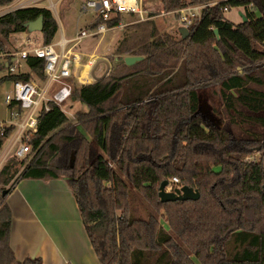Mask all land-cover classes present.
I'll use <instances>...</instances> for the list:
<instances>
[{"label":"trees","instance_id":"16d2710c","mask_svg":"<svg viewBox=\"0 0 264 264\" xmlns=\"http://www.w3.org/2000/svg\"><path fill=\"white\" fill-rule=\"evenodd\" d=\"M162 5L168 13L205 7L186 38L162 32L153 18L124 27L107 77L71 80L75 122L51 103L30 135L28 157L10 159L0 171V264H43L16 259L7 197L20 180L61 178L69 181L101 264H264V0ZM232 8H242L247 21L227 20ZM39 18L43 43H55L59 25L48 8L1 16L0 34L8 40ZM129 56L143 60L129 66ZM28 64L45 79L43 60ZM208 91L221 100L211 110L216 122L203 108ZM256 151L259 161L246 160ZM175 177L199 190L200 199L161 202V183Z\"/></svg>","mask_w":264,"mask_h":264},{"label":"built area","instance_id":"2783aa9c","mask_svg":"<svg viewBox=\"0 0 264 264\" xmlns=\"http://www.w3.org/2000/svg\"><path fill=\"white\" fill-rule=\"evenodd\" d=\"M217 3L213 2L211 5ZM204 7V5H187L173 11L172 14L179 15L181 26L188 30L194 20L201 17ZM83 11H91L95 14V21L101 19L103 22L96 28L78 31L70 40L46 45L38 44L34 38H29L28 49L12 50L6 46V39L0 34V81L12 76L31 75L29 81L4 82L11 85V90L4 95L9 118L8 121L0 123V171L10 159L22 161L28 157L31 152L28 141L30 135L38 131L41 113L48 112L51 103L64 107L73 102L71 80L76 79L82 83V77L76 74L77 71L87 65L95 66L97 63L98 58L95 54L89 57L87 63H84L78 53L72 52L71 49L66 50V45L71 43L74 48L85 39L105 35L123 26L122 22L114 27L107 25V22L118 16L124 18L127 15H133L136 22H140L150 19L151 14L142 7L140 0L87 1ZM156 13L166 15L165 12ZM31 58L45 62L44 80L29 66L28 60ZM8 131L11 132L8 134ZM181 186L180 180L175 177L169 180L167 189L173 191Z\"/></svg>","mask_w":264,"mask_h":264},{"label":"crops","instance_id":"0c3cea01","mask_svg":"<svg viewBox=\"0 0 264 264\" xmlns=\"http://www.w3.org/2000/svg\"><path fill=\"white\" fill-rule=\"evenodd\" d=\"M43 1L11 0L12 5L17 4L18 9L48 8ZM95 19V14H93L92 21L84 29L78 31L92 29ZM59 27H61V38L56 42L70 40L76 35L68 37L66 28L62 24ZM96 38L91 39L99 40ZM100 42L99 49L101 50L110 44L105 38ZM80 45L73 48V44L69 43L66 45V50L71 49L72 52H75ZM114 48L115 45L111 49L114 50ZM77 53L83 62L84 60L88 61L93 54L99 57L97 51L91 54ZM102 65H106L105 72H107L109 65L106 58H99L94 68L90 67V71H93V75H91L93 81L103 78L105 73L96 76ZM79 70L76 73L78 76L80 75ZM91 73L88 71L87 79L82 78L81 84L91 83L89 80ZM7 204L12 213L10 246L19 262H23L27 258H41L43 264H101L91 245L67 179L20 180L7 197Z\"/></svg>","mask_w":264,"mask_h":264},{"label":"rangeland","instance_id":"374dc122","mask_svg":"<svg viewBox=\"0 0 264 264\" xmlns=\"http://www.w3.org/2000/svg\"><path fill=\"white\" fill-rule=\"evenodd\" d=\"M11 1V0H10ZM87 1H93V0H44L43 3L47 5V7L53 12L54 16L56 17L59 25L62 24L66 28V35L68 37H72L76 34V32L79 29H84L86 25L92 21L93 14L91 11L84 12L82 10L83 5L87 3ZM53 3V4H52ZM140 3L143 8L147 9L149 12H151L153 18L158 27L162 30V32L170 33L173 35L178 36L180 29L183 28L180 23V16L177 14H172L173 12H165L163 9L162 5V0H140ZM18 9L17 4H13L12 2L10 4L2 5L0 2V17L12 12L14 10ZM152 10V11H151ZM154 10V11H153ZM156 12L162 13L165 12L166 15L158 14ZM240 12H243L242 8H232L229 11L226 12L225 16L227 20L231 21L234 24H239L242 20L240 16ZM136 19L133 16L127 15L125 17V20L123 18L122 25L119 28H116L115 30L97 37L95 39H85L81 43L80 47L75 50V52H85V53H93L94 51H97V57L107 59L108 60V65L109 69L107 72L105 70L107 69L106 65H102L99 70L97 71L96 76H100L103 73V78L107 77V75L110 73L111 69L115 66V64L111 61V56L113 54V51L111 48L115 45H118V42L123 38V33H124V27L127 25L135 24ZM111 37V38H109ZM29 38H34L38 44L43 43V35L42 32L40 31H35V32H19V33H13L10 35L8 40L5 41V44L7 47H10L12 50H23V49H28L29 46L27 44V40ZM61 38V27H59V32L55 38V41L60 40ZM105 38V40H108L110 42L109 45H106L104 48L99 49L100 46V41ZM115 49V48H114ZM112 50V51H111ZM101 53V54H100ZM84 63H87L86 60H84ZM91 68H94L92 66ZM84 68H80V75L82 77V72ZM90 74V82L91 83H83V84H93L96 83L99 80H94L91 78L93 75V71ZM102 78V79H103ZM264 78V76H263ZM261 90H264V86L260 88ZM11 90V85L9 83H4L2 82L0 84V123L4 121H8L9 118V113L7 110V107L5 105V99L4 95L6 92ZM221 100L219 97H216L215 95L212 94L211 91H208L206 94L203 96V108L204 111L209 115V117L216 122L217 119L212 115V108H220ZM77 106L76 104L73 105L72 102L63 107V111L69 116L71 123H74L76 120V111H77ZM220 118L223 120L222 125H227L228 123V118L223 116V118L220 116ZM218 118V120L220 119ZM67 128L66 126L64 129ZM61 130H58L57 133H61ZM262 158V155L259 151H256L253 155L246 157V160L248 161H259ZM30 160V159H29ZM21 169V168H20ZM18 177V175H17ZM168 190V189H167ZM169 191V190H168ZM160 223L163 225V227L169 231L168 224L163 220L162 217L159 218ZM177 242L179 240L175 238ZM185 249V248H184ZM192 259L196 261V259L192 256ZM197 264H200L198 261H196Z\"/></svg>","mask_w":264,"mask_h":264},{"label":"water","instance_id":"95a60500","mask_svg":"<svg viewBox=\"0 0 264 264\" xmlns=\"http://www.w3.org/2000/svg\"><path fill=\"white\" fill-rule=\"evenodd\" d=\"M241 18L243 21L246 22L247 19L245 18L244 14L240 12ZM26 28L28 32H35V31H43V18H39L34 22H30L26 24ZM180 33L182 34L183 38H186L189 35V31L186 28H181ZM215 34L218 35V30H215ZM143 60L142 57L137 56H129L124 59V62L127 65H134L135 63ZM169 186V181L165 180L161 183L159 188V198L161 202H176V201H197L200 199V192L199 190L189 187V186H181L180 188H175L173 191H168L167 188Z\"/></svg>","mask_w":264,"mask_h":264},{"label":"bare ground","instance_id":"6f19581e","mask_svg":"<svg viewBox=\"0 0 264 264\" xmlns=\"http://www.w3.org/2000/svg\"><path fill=\"white\" fill-rule=\"evenodd\" d=\"M89 69H90V65L85 66L84 71L82 72L83 79H87Z\"/></svg>","mask_w":264,"mask_h":264}]
</instances>
